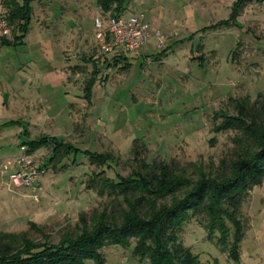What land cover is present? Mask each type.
<instances>
[{
	"label": "rangeland",
	"instance_id": "rangeland-1",
	"mask_svg": "<svg viewBox=\"0 0 264 264\" xmlns=\"http://www.w3.org/2000/svg\"><path fill=\"white\" fill-rule=\"evenodd\" d=\"M235 2L149 0L134 8L131 0L123 15L157 19L134 58L102 52L94 38L93 19L100 14L95 0L32 3L22 39L15 41L10 27L8 35L0 33V233L56 245L81 232V218L90 226L93 214H114L115 204V210L125 209L121 199L88 189L89 172L103 169L85 151L111 157L113 170L103 178L126 179L138 171L139 160L171 163L192 179L225 170L237 146L235 131L219 130L222 116H236V105L245 101L246 109L264 118V2L249 0L225 26ZM114 57L119 62L107 66ZM41 138H56L75 152L49 162L51 147L36 149L29 155L43 171L38 193L8 188L2 165L11 163L23 142ZM240 212L238 262L194 220L182 226L178 240L202 264H264V180ZM132 246L107 247L103 259L136 264Z\"/></svg>",
	"mask_w": 264,
	"mask_h": 264
},
{
	"label": "trees",
	"instance_id": "trees-1",
	"mask_svg": "<svg viewBox=\"0 0 264 264\" xmlns=\"http://www.w3.org/2000/svg\"><path fill=\"white\" fill-rule=\"evenodd\" d=\"M40 1L0 0V18L12 28L15 41L28 31L31 5ZM248 1L236 0L228 20L221 23L231 26ZM130 2L95 0V5L103 15L120 17ZM118 62L114 57L107 66ZM91 79L94 82V76ZM90 81L84 87L88 102L93 85ZM236 108V116H222L224 122L219 128L235 131V159L218 175L200 172L192 179L177 173L171 163L139 160L138 171L128 178L118 174L103 178L102 173L113 170L111 157L83 152L91 164L103 169L99 174L89 172L88 189L100 198L121 199L125 209L115 210L117 204L114 203L113 215L101 213L98 218L93 214L90 226L81 218V232L61 238L56 245L34 244L24 233H0V264H84L86 261L104 264L103 249L127 250L131 242L130 258L136 264H202L178 240L182 226L192 220L205 231L208 239L215 241L220 252L238 262L244 237L241 207L252 188L260 186L264 180V118L258 117L260 112L246 109L245 101H240ZM21 145L27 147L28 154L41 147H51L49 162L61 153L66 156L75 152L72 146L56 138L25 141Z\"/></svg>",
	"mask_w": 264,
	"mask_h": 264
},
{
	"label": "built area",
	"instance_id": "built-area-1",
	"mask_svg": "<svg viewBox=\"0 0 264 264\" xmlns=\"http://www.w3.org/2000/svg\"><path fill=\"white\" fill-rule=\"evenodd\" d=\"M9 29L7 22L0 18V33L6 36L10 32ZM93 30L94 38L103 53L136 54L149 36V26L144 23L141 13L110 17L100 12L93 19ZM10 165L13 166V171L8 175V188H25L35 197L43 171L40 165L31 159L26 146L19 147L18 155Z\"/></svg>",
	"mask_w": 264,
	"mask_h": 264
},
{
	"label": "crops",
	"instance_id": "crops-1",
	"mask_svg": "<svg viewBox=\"0 0 264 264\" xmlns=\"http://www.w3.org/2000/svg\"><path fill=\"white\" fill-rule=\"evenodd\" d=\"M146 1H149V0H132V3H134L135 5H134V8H135V6L136 5H145L146 4ZM132 6V5H131ZM133 8V7H132ZM1 11V10H0ZM127 12H129V11H127ZM140 13V12H139ZM129 14H133V13H131V12H129V13H127V15H129ZM141 14H143V21H144V23L145 24H147L148 26H149V33H148V39L150 38V36H151V33H152V30H151V26L153 25V26H155L156 25V21H157V19L156 18H149V19H147L146 20V18H145V14L144 13H142L141 12ZM148 41V40H147ZM147 41H146V43L144 44V46L142 47V51H141V53L143 52V49H144V47L147 45ZM130 56H132L131 58H134L133 56H135V54H131V55H129V57ZM139 56V55H138ZM137 57V56H136ZM5 165V164H4ZM8 165V166H7ZM6 166H3L2 165V171H8L9 173H11L12 171H13V166L12 165H10V163H8ZM9 175V174H8ZM127 262H128V258H124V257H121V258H119V259H116V260H107L106 259V261L104 262V264H127ZM84 264H94L92 261H86Z\"/></svg>",
	"mask_w": 264,
	"mask_h": 264
}]
</instances>
